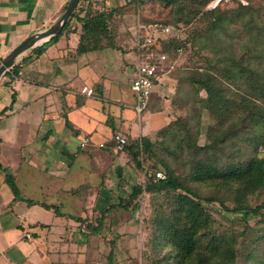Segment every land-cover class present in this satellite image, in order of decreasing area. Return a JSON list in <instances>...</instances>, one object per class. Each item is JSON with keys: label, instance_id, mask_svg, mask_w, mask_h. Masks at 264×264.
<instances>
[{"label": "crops", "instance_id": "0c3cea01", "mask_svg": "<svg viewBox=\"0 0 264 264\" xmlns=\"http://www.w3.org/2000/svg\"><path fill=\"white\" fill-rule=\"evenodd\" d=\"M68 2L0 0V61L57 21ZM81 34L73 17L57 39L26 51L0 80V264L157 262L153 208L140 204L150 195L128 200L140 173L112 136L120 130L128 139H154L173 121L164 96L172 82L157 85V103L150 100L139 114L130 87L134 45L80 54ZM85 136L92 144L80 148Z\"/></svg>", "mask_w": 264, "mask_h": 264}, {"label": "trees", "instance_id": "16d2710c", "mask_svg": "<svg viewBox=\"0 0 264 264\" xmlns=\"http://www.w3.org/2000/svg\"><path fill=\"white\" fill-rule=\"evenodd\" d=\"M161 1L166 5L179 2V0ZM105 3L98 0H87L84 6H78V10L70 18L71 20L73 17H78L82 24V34L78 46L80 54L121 44L122 34L119 33L118 27L122 15V5L109 8ZM82 10L85 11V14L80 17L79 13ZM235 12L241 17L247 14L245 25L249 30L247 31V40L243 45L247 49L249 47L251 52L264 54V24L256 21V15L250 7L242 6ZM177 14H180L177 20H186L187 22V20L191 21L196 17L198 11L189 9L185 12L180 5ZM204 15L208 20L206 30L195 29L190 35L191 38L193 37L192 39L196 40L195 43L198 45L200 43L206 45L205 43L210 41L221 45L220 50L223 49L225 52L220 55V50L215 51V55L219 57L215 60L208 59V63L213 69L223 64L224 76L230 82L246 84L249 91L240 97V100L234 99L227 94V86L222 83L216 73L210 69L201 70L202 67L199 66L190 69L186 73L185 80L198 86V89L206 91V107L220 120L223 128L211 133L209 143L202 146L193 139L187 128L183 127L185 132L180 131L183 125L180 119L172 121L161 129L155 139L148 137L128 139L124 150L130 163L137 172L147 177L144 184L140 182L133 186V195L128 200L132 203L143 193L157 196L166 191L180 190L192 195V202L196 204H200L202 201H219L225 206V200L231 198L235 201V206L231 209L233 212L241 213L245 218L252 214L264 215V201L253 205L250 200L251 195L264 190V155L260 154V148L264 146V72L259 67L238 60L232 55L231 50L226 49L230 43L225 45L220 37L226 35L227 32L230 34L227 13L209 11ZM70 20L60 34L67 30ZM60 34L51 38L57 39ZM170 44L175 48L185 46L184 41L177 38L173 39ZM37 51L41 52V49H37ZM249 55L253 56L251 53ZM153 108H159V106ZM234 110L238 114L237 118L234 115ZM240 135L246 138L250 146L247 149L228 148V146L234 145L235 138ZM159 149L167 153L173 160L182 161L187 166V178L184 177L187 181L183 178L182 173H177L169 158L159 153ZM183 153L185 158L181 157ZM161 166L164 170H161ZM195 169L197 170L196 178L210 183L216 192L202 195L192 187L188 178L190 177L191 180ZM158 172L164 173L165 177L157 178ZM7 181L16 191L14 179L10 174H7ZM221 190L229 191L231 196L221 195L219 193ZM152 208V214L158 213V207V209ZM153 219L154 231L159 236L160 230L166 231L164 227L167 226V220L158 214ZM197 234L198 228L195 223L173 230V245L180 254L184 255L186 260L189 259V264L235 263L236 240L232 236L223 233L213 235L207 248L200 251L196 247ZM162 235L164 236V234ZM250 255L252 256V254ZM160 260H157L155 264H159ZM258 264H264V259H261Z\"/></svg>", "mask_w": 264, "mask_h": 264}, {"label": "rangeland", "instance_id": "374dc122", "mask_svg": "<svg viewBox=\"0 0 264 264\" xmlns=\"http://www.w3.org/2000/svg\"><path fill=\"white\" fill-rule=\"evenodd\" d=\"M98 1H109L110 7L122 5L118 30L122 34L121 43L123 45H134L139 22L143 24L166 23L174 26L175 29L176 27L182 29L179 38L180 41L185 43L182 51H177L175 47L167 45L170 53L169 62L174 66L168 74L169 77H167L172 85H164L166 87L164 96L169 99V108L173 110V121L180 119L183 124L180 131L185 132L183 127L187 128L193 139L201 146L209 143L210 134L215 133L217 129L221 130L223 125L206 107V91L198 89V86L187 82L185 80L186 73L190 69H195L196 66L202 67L201 70L210 69L227 86V94L237 100H240V97L246 95V92L249 91L246 84L230 82L224 76L225 74L222 72L223 64L213 69L208 63V59L215 60L219 57L215 55V51H219L221 45L211 41L205 43L206 45H202V43L198 45L195 43L196 40L192 39L193 37L191 38L192 31L195 29L203 31L206 28L208 20L204 14L209 11L227 13L230 22V34H227V32L226 35L220 37L225 45L230 43L226 49L231 50L232 55L238 60L259 67L264 72V54L251 52L249 47L247 49L243 45L247 40V31L249 30L245 25L247 14L241 17L235 12L239 7H250L256 15V21L264 24V0H179L177 4L171 5H166L161 0ZM180 5L185 12L191 9L197 10L198 14L191 21H179L177 18L180 17V14H177V11ZM222 52H225V50L221 49L220 55H222ZM249 53L253 56H250ZM156 99L154 96L151 102L153 104L157 103ZM150 107L152 106L150 105ZM235 112L236 110H234V115L237 118L238 114ZM157 137L156 135L155 138ZM233 143L234 145L228 146V148L247 149L250 146L242 135L236 137ZM159 153L168 157L177 173H182L183 178H187V166L182 161L173 160L161 149H159ZM260 154L261 156L264 155V146L260 148ZM181 157L185 158L184 153ZM160 168L164 170L162 166ZM196 171L195 169V172L191 175V180L190 177L188 178L192 187L202 195L216 192L210 183L196 178ZM139 176V181L144 184L147 177L142 173ZM219 193L226 197L231 196L229 191L221 190ZM192 199V195L177 190L166 191L157 196L151 195L149 198H145L143 203L140 202L142 205L147 202L149 207L159 208L158 213L149 214L151 217L156 218V214H158L167 220V226L164 227L166 231L160 230L158 241L154 242V255L157 260L161 259L159 264H189V259L186 260L184 255L180 254L173 245L172 235L173 230L177 227L191 226L193 223L198 228L196 245L198 250H205L213 235L223 233L232 236L236 240L234 264H258L261 259H264V215L252 214L245 218L243 214L233 212L231 209L235 206V201L231 198L225 200V206L219 201H202L200 204H196L192 202ZM250 200L253 205L262 203L264 201V190L251 195ZM205 231H207L206 234Z\"/></svg>", "mask_w": 264, "mask_h": 264}, {"label": "built area", "instance_id": "2783aa9c", "mask_svg": "<svg viewBox=\"0 0 264 264\" xmlns=\"http://www.w3.org/2000/svg\"><path fill=\"white\" fill-rule=\"evenodd\" d=\"M180 26V25H179ZM182 29L166 24V23H138L136 29V40L134 48L138 53L137 63L135 64L133 74L131 76L130 87L136 96L135 110L141 114L148 108L152 94L155 88L160 83L164 82L169 77V72L174 65L170 64V53L167 45L173 39L181 37ZM177 51H182V47L176 48ZM89 95L93 92L91 89H84ZM112 139L114 148L117 151H123L128 142V136L120 130H117ZM92 144V138L85 136L80 148H85ZM104 142L99 144V147H105ZM164 173H157V178H164ZM31 237V234H27Z\"/></svg>", "mask_w": 264, "mask_h": 264}, {"label": "water", "instance_id": "95a60500", "mask_svg": "<svg viewBox=\"0 0 264 264\" xmlns=\"http://www.w3.org/2000/svg\"><path fill=\"white\" fill-rule=\"evenodd\" d=\"M81 0H69L65 11L61 17L55 21L50 27L42 31H37L24 39L18 44L7 56L0 61V80L3 75L12 68L17 59L26 51L43 44L46 40L53 36L60 34L63 31L64 26L71 18L72 14L77 10Z\"/></svg>", "mask_w": 264, "mask_h": 264}]
</instances>
